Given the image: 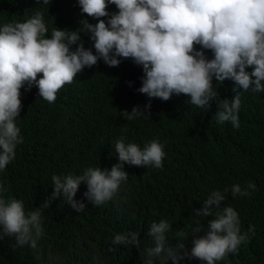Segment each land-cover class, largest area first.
Listing matches in <instances>:
<instances>
[{"label":"trees","instance_id":"1","mask_svg":"<svg viewBox=\"0 0 264 264\" xmlns=\"http://www.w3.org/2000/svg\"><path fill=\"white\" fill-rule=\"evenodd\" d=\"M107 10L110 14L118 11L113 4ZM37 12L43 14L47 38L57 28L77 31L84 47L95 53L93 41L81 26L86 20L95 24L96 19L81 13L78 0H50L49 5L42 0H0V26L25 22ZM52 15L65 25L55 22ZM100 19L107 22L108 17ZM204 52L206 58H213L210 50ZM117 58L118 66L99 60L85 67L57 92L51 104L39 96L35 84L29 88L26 83L20 89L21 110L15 122L23 142L15 158L0 171V184L5 199L21 200L26 212L40 210L42 235L37 247L41 256L37 259L29 245L19 246L14 237L5 236L0 240V264H50L49 257L51 264H145L146 250L154 246L148 230L162 219L170 224L166 246L180 254L190 253L192 240L205 235L208 221L227 206L237 212L240 234L247 239L236 253L215 264H264V92H245L231 80L213 79L217 95L208 109L190 104L184 94H173L167 101L149 98L138 91L142 66L130 58ZM235 95L241 102L238 129L216 120L224 100L231 103ZM148 103L150 108H145ZM136 106L144 112L135 119L121 115ZM118 140L141 148L158 141L165 152L163 167L125 163L122 170L128 173L127 179L103 205L87 201L83 195L87 187L81 182L74 199L85 203L83 211H74L62 196L44 207L53 191L54 175H82L89 167L110 169L118 162ZM249 183L256 185L254 191L247 189L250 195H231L232 185L245 189ZM214 190L225 195L220 208L213 207L211 216L197 215L196 209ZM197 225L202 226L200 231L192 232ZM131 232L138 233L139 246L113 244L117 234ZM164 264L173 262L169 259ZM178 264L205 262L184 256Z\"/></svg>","mask_w":264,"mask_h":264},{"label":"clouds","instance_id":"2","mask_svg":"<svg viewBox=\"0 0 264 264\" xmlns=\"http://www.w3.org/2000/svg\"><path fill=\"white\" fill-rule=\"evenodd\" d=\"M42 2L49 5L50 0ZM78 4L81 13L96 19L95 24L86 20L81 26L82 32H87L93 41L95 53L84 47L77 31L57 28L47 38L48 29L40 12L25 22L0 26V171L15 158V150L23 142L15 122L21 110L20 89L26 83L29 88L35 84L39 96L49 104L54 103L65 84L99 60L114 67L120 63L117 57L130 58L142 66L140 93L164 101L173 94H184L190 104L203 109H208L217 95L213 79L220 83L231 80L245 92L250 89L254 93L264 92V0H78ZM109 4L118 11L110 14ZM52 16L55 22L65 25ZM101 17H108L107 22ZM72 45L76 47L73 49ZM204 50H210L213 58H206ZM240 103L239 95L231 103L224 100L216 113L217 123L230 122L238 129ZM145 108H150V103ZM143 112L136 106L131 112L121 111V115L133 120ZM115 153L118 162L110 169L89 167L82 175L62 178L54 175L53 191L44 207L62 196L74 211H83L85 203L74 199L81 182L87 187L83 193L87 201L94 206L103 205L112 200L121 182L127 179L128 173L122 170L125 163L160 169L165 157L163 146L156 140L143 148L118 140ZM247 189L254 191L256 185L249 183L242 189L234 184L230 191L233 197L248 196ZM4 191L0 184V240L12 236L17 245L27 244L35 250L39 259L40 210L26 212L21 200L5 199ZM224 200V193L214 190L203 206L196 209V214L211 216L213 207L219 209ZM201 227L197 225L192 232L200 231ZM169 229V222L163 219L150 225L148 236L154 246L146 250L145 264H154V260L164 264L169 259L178 264L184 256L215 264L229 253H236L247 239L240 234L238 214L231 206L217 211L215 218L208 221L206 234L192 240L190 253L180 254L179 250L166 246L165 233ZM252 231L250 226L249 232ZM178 235L186 237L184 233ZM139 242L137 232L117 234L113 240V244L126 246H139ZM183 247L182 244L180 249ZM49 261L51 264V257Z\"/></svg>","mask_w":264,"mask_h":264}]
</instances>
